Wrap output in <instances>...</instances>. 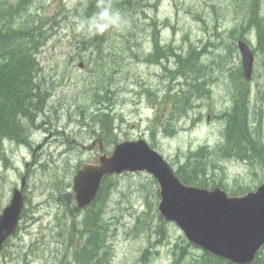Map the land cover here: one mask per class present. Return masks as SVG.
<instances>
[{
	"label": "rangeland",
	"instance_id": "obj_1",
	"mask_svg": "<svg viewBox=\"0 0 264 264\" xmlns=\"http://www.w3.org/2000/svg\"><path fill=\"white\" fill-rule=\"evenodd\" d=\"M79 1L34 0L25 15L26 18L41 15L43 19L46 37L37 54L38 81L49 94L43 110L32 118L37 125H30L29 132H24L26 142L16 139L14 142L10 138L4 141L8 143L0 141V214L10 203L13 189L20 188L23 177L27 204L20 229L0 256V264H62L56 256L60 249L56 247L57 230L71 223V212L76 207L73 178L83 162H98L101 155H111L117 143L144 138L177 168L190 150L202 145L214 148L223 139L224 120L219 115L232 104L226 67L233 73L242 57L239 49H231L224 57V48L234 41L228 37V31L236 25L231 0H150L147 15L140 11L133 22L127 21L135 25L131 42L139 54L135 55L128 48V38L116 33L109 46L116 54L106 55L103 64L92 60L97 55L81 48L83 37L74 25ZM25 12L26 8L21 14ZM150 16L158 20V26L152 24ZM155 26L162 44L185 47L190 40L198 43L199 48H207L204 56L207 61L219 52L225 61L219 60L223 64L216 66L218 70L213 73L210 97L194 101L188 113L177 120H170V105L164 98L170 86L178 87V76L173 79L175 74L168 71L167 60L159 65L145 58L153 49ZM123 30L126 32L127 28ZM218 32L222 33L219 38ZM186 33L188 40L184 37ZM251 42L256 46L252 37ZM263 60L262 53L255 54L248 82L253 111L250 125L254 127L259 123L254 118L257 108L264 137ZM80 63L84 66L80 67ZM97 63L101 65L98 69ZM102 80L109 90L105 101L95 96L97 84ZM107 107L112 110L116 125V137L108 141L98 135L96 117L100 109ZM28 117L25 119L30 122ZM50 154L55 162L46 164V168L48 171H54V166L57 168L60 190L52 189V178L41 164ZM220 160L214 170L224 175L226 186L238 183L256 188L264 182L261 164L252 166L236 157ZM111 176L116 182L110 183L108 197L101 202L103 218L112 223L108 264H171L173 243L186 236L176 223L164 220V236L160 243L153 244L159 237L156 230L161 225L158 217L161 197L156 196L158 182L147 172ZM82 211L73 216L77 222L81 221ZM144 212H148L144 215L146 219L138 226L137 218ZM146 224L148 227H142ZM147 248L149 251L143 256Z\"/></svg>",
	"mask_w": 264,
	"mask_h": 264
},
{
	"label": "trees",
	"instance_id": "obj_2",
	"mask_svg": "<svg viewBox=\"0 0 264 264\" xmlns=\"http://www.w3.org/2000/svg\"><path fill=\"white\" fill-rule=\"evenodd\" d=\"M33 1L0 0V138L7 136V139L19 140L20 136L22 140L27 141L28 139L22 135L29 131L30 125H37L32 121V118L34 119L37 111L43 110L46 96L49 94L48 91L42 89L43 84L38 81L40 63L37 54L40 53L39 49L46 37L43 19L41 15L28 16L27 18L25 16ZM103 2L113 9L120 10L127 21L133 22L134 16L138 12L142 11V14L147 15L146 6L150 0H103ZM99 3L100 0H80L76 6L77 17L91 16L98 10ZM231 5L230 9H234L236 25L228 31V37H232L234 41L232 44H227V48H224V57L226 58L230 54L231 49L238 50L236 40L243 39L252 44L251 37L255 40L256 45L252 46L254 54L260 55L262 53L264 57V0H231ZM24 8H26L25 14H21ZM150 18L152 24L158 26V20L152 16ZM156 26L152 31L153 49L147 55L145 54V58L158 64L163 59L161 56L165 54L163 60L169 61L167 62L170 64L168 70L175 74L173 79L178 76L180 80L178 87L170 86V90L165 92L164 98V101H168L170 105V120H177L188 113L189 109L193 107L194 101L201 100L203 97H210L211 84L214 81L213 73L218 70L216 66L220 67L223 64L219 60L225 61L220 52L216 53L214 59L207 61L204 58L208 52L207 48H199L198 43L190 40L185 47L176 46L173 43L162 44L158 39L159 33ZM125 28H127L126 32L112 29L91 38L82 34L81 48L88 50V54L97 55L92 60L105 62L106 55L114 52L116 54L115 50H109L112 49L109 46H112L110 44H112L113 37L119 33V35L128 38V48L135 55H138L139 50H134L133 42H131L135 25L128 22L123 29ZM217 35L219 38L222 33L218 32ZM184 37L188 40V33ZM182 48H184L183 52ZM152 56L155 60L151 59ZM97 64L96 69L100 66L99 63ZM166 65L165 63L163 66ZM231 70V68L226 67V73L229 74H226V78L228 79L232 104L228 110L222 112L223 115H219L224 120L223 139L220 145L214 148L209 145H202L196 150H190L186 154L184 162L176 168V172L187 184L207 188L221 186L230 195H242L255 187L238 183L234 186H226L223 181L224 175L214 170V167L220 164L221 157H236L250 162L252 166L261 164L264 167V137L258 117L260 111L257 108H255L257 117L254 118L259 123L251 127V112L253 111L250 107V98L252 96L242 63L233 73ZM97 86L95 96L105 101L109 91L105 82L102 80L101 83L98 82ZM100 110L99 114H96L98 118L97 132L99 136L108 141L109 138L116 137L115 116L108 107ZM18 111H23L26 117L27 115L30 116L28 119L31 121L27 120L24 128L15 121V115ZM18 129L22 130V133H19ZM170 132L173 133L174 130ZM45 160L46 162H41V164L52 178L54 183L52 189L60 190L61 187L58 185L60 175L57 168L54 166V171H48L46 168V164L51 165L55 160L51 154ZM220 166L222 169V165ZM113 181L115 179L112 176H107L103 180L97 199L82 211L80 222H77L76 218L73 217L77 212H80L76 206L71 212V223H65L57 230L58 243L56 247H60V249L55 255L62 264L109 263L111 255L109 239L112 223L111 220L103 218L105 213L101 202L108 197L110 183ZM154 182L157 183L156 180ZM159 194L160 191L157 189L156 196L160 197ZM147 213L144 212L138 216V226L145 221L146 216L144 217V215ZM158 217L161 221V225L156 230L159 237L153 244L160 243L165 232V229L162 230V228L166 222L161 215ZM142 227H148V224ZM10 241L11 238L6 241L1 255H4V250ZM148 251L149 248L143 256H146ZM171 254L173 256L171 264H236L201 250L183 236L181 240L173 243ZM250 264H264V247Z\"/></svg>",
	"mask_w": 264,
	"mask_h": 264
},
{
	"label": "water",
	"instance_id": "obj_3",
	"mask_svg": "<svg viewBox=\"0 0 264 264\" xmlns=\"http://www.w3.org/2000/svg\"><path fill=\"white\" fill-rule=\"evenodd\" d=\"M238 47L244 75L250 80L253 50L242 39ZM124 172L151 174L160 188L161 216L176 223L187 240L204 251L236 264H250L264 246V183L237 196L219 186L209 189L187 184L165 156L143 138L119 142L112 154L101 155L98 163L81 165L72 187L77 206L85 209L96 200L106 176ZM24 188L23 177L0 214V254L19 227L26 200Z\"/></svg>",
	"mask_w": 264,
	"mask_h": 264
},
{
	"label": "clouds",
	"instance_id": "obj_4",
	"mask_svg": "<svg viewBox=\"0 0 264 264\" xmlns=\"http://www.w3.org/2000/svg\"><path fill=\"white\" fill-rule=\"evenodd\" d=\"M127 20L118 9H113L100 0L98 10L91 16L77 17L74 20L75 30L89 38L109 30H122Z\"/></svg>",
	"mask_w": 264,
	"mask_h": 264
},
{
	"label": "flooded vegetation",
	"instance_id": "obj_5",
	"mask_svg": "<svg viewBox=\"0 0 264 264\" xmlns=\"http://www.w3.org/2000/svg\"><path fill=\"white\" fill-rule=\"evenodd\" d=\"M25 113L23 112V111H18L17 112V114L15 115V121H17L19 124H20V126L22 127V128H24L25 126H23L25 123H26V119H25ZM15 132V131H14ZM18 132L19 133H22V130H20V129H18ZM2 139H3V141H5V140H7V138L5 137H3V138H0V141L2 142ZM19 140L18 141H20L21 139L20 138H18ZM23 142L22 143H24V140H22ZM26 142V141H25ZM21 143V142H20Z\"/></svg>",
	"mask_w": 264,
	"mask_h": 264
},
{
	"label": "bare ground",
	"instance_id": "obj_6",
	"mask_svg": "<svg viewBox=\"0 0 264 264\" xmlns=\"http://www.w3.org/2000/svg\"><path fill=\"white\" fill-rule=\"evenodd\" d=\"M106 4H107V3H106ZM15 24H16V23H15ZM16 25H17V24H16ZM15 30H16V29H15ZM105 36H106V35H105ZM105 36H104V37H105ZM154 39H155V38H154ZM163 47H164V46H163ZM260 47H261V46H260ZM161 48H162V47H161ZM39 50H40V49H39ZM154 51H155V50H154ZM154 51H153V52H154ZM159 52H160V51H159ZM203 52H205V51H203ZM157 53H158V52H157ZM161 53H162V52H161ZM163 54H164V53H163ZM154 55H155V58H156V53H155ZM154 55H153V56H154ZM153 56H152V57H153ZM157 56H158V55H157ZM160 56H161V54H160ZM7 57H8V56H7ZM152 57H151V59H152V60H153V59L155 60V58H154V57L152 58ZM161 57H163V59H164L165 54H164V56H161ZM167 57H168V56H167ZM205 57H206V56H205ZM158 58H159V57H158ZM171 58H172V60H173V57H172V56H171ZM163 59H162V60H163ZM197 59H198V58H197ZM205 59H206V58H205ZM205 59H203V60H205ZM162 60L159 61V62H162ZM166 60H167V59H166ZM170 60H171V59H170ZM201 60H202V59H201ZM93 61H94V60H93ZM150 61H151V60H150ZM157 61H158V60H157ZM163 61H164V60H163ZM173 61H174V60H173ZM96 62H97V61H96ZM152 62H153V61H152ZM167 62H168V60H167ZM86 63H87V62H86ZM100 63L103 64L102 62H100ZM155 63H156V62H155ZM155 63H153V64H155ZM162 63H163V62H162ZM205 63H206V62H205ZM156 64H157V63H156ZM158 64H159V63H158ZM164 64H165V62H164ZM207 64H208V63H207ZM97 65H98V64H97ZM159 65H160V64H159ZM161 65H162V64H161ZM100 66H101V65H100ZM100 66H99V67H100ZM155 66H156V65H155ZM162 66H163V65H162ZM99 67H98V68H99ZM163 67H164V66H163ZM169 67H170V66H169ZM169 67H167V68H169ZM94 68H95V67H94ZM171 68H172V67H171ZM164 69H165V68H164ZM99 70H100V69H99ZM168 71H169V70H168ZM157 76H158V75H157ZM210 76H211V75H210ZM210 76H209V77H210ZM163 77H164V76H163ZM33 81H34V80H33ZM179 81H180V80H179ZM136 85H137V84H136ZM31 89H32V88H31ZM155 91H156V90H155ZM157 91H158V90H157ZM104 94H105V93H104ZM150 96H151V94H150ZM155 96H156V95H155ZM106 97H107V96H106ZM173 98H174V97H173ZM167 100H168V99H167ZM179 103H180V102H179ZM39 105H40V104H39ZM247 106H248V105H247ZM250 106H251V105H250ZM38 108H39V107H38ZM175 108H176V107H175ZM44 110H45V109H44ZM113 110H114V109H113ZM85 112H87V111L85 110ZM85 114H86V113H85ZM44 116H45V115H44ZM23 126H24V125H23ZM17 127L19 128L18 125H17ZM28 132H29V131H28ZM15 133H16V132H15ZM26 134H27V133H26ZM16 135H17V134H16ZM18 135H19V134H18ZM22 136H24V135H22ZM27 136H28V135H27ZM29 136H30V135H29ZM6 137H7V136H6ZM4 138H5V137H4ZM19 138H20V136H19ZM20 139H21V138H20ZM13 141L15 142V139H13ZM13 141H12V142H13ZM21 141H22V139H21ZM3 142H4V141H3ZM6 142H7V141H6ZM6 142H4V143H6ZM7 143H8V142H7ZM2 151H5V150L3 149Z\"/></svg>",
	"mask_w": 264,
	"mask_h": 264
}]
</instances>
